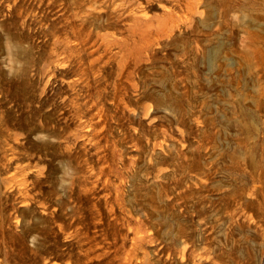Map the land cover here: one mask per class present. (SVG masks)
Wrapping results in <instances>:
<instances>
[{"label":"rangeland","instance_id":"374dc122","mask_svg":"<svg viewBox=\"0 0 264 264\" xmlns=\"http://www.w3.org/2000/svg\"><path fill=\"white\" fill-rule=\"evenodd\" d=\"M0 264H264V0H0Z\"/></svg>","mask_w":264,"mask_h":264}]
</instances>
